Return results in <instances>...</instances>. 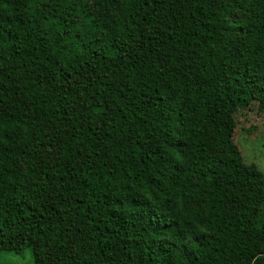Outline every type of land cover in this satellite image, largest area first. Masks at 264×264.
<instances>
[{
    "label": "trees",
    "instance_id": "16d2710c",
    "mask_svg": "<svg viewBox=\"0 0 264 264\" xmlns=\"http://www.w3.org/2000/svg\"><path fill=\"white\" fill-rule=\"evenodd\" d=\"M252 100L264 0H0V253L264 264V173L232 139Z\"/></svg>",
    "mask_w": 264,
    "mask_h": 264
},
{
    "label": "rangeland",
    "instance_id": "374dc122",
    "mask_svg": "<svg viewBox=\"0 0 264 264\" xmlns=\"http://www.w3.org/2000/svg\"><path fill=\"white\" fill-rule=\"evenodd\" d=\"M85 121L96 123L100 117H95L90 112H83ZM235 129L232 139L247 165H254L264 173V107L257 101H249L234 115ZM58 158L56 148L44 149L41 160L53 165ZM0 264H33L30 251L24 250L21 255L0 253Z\"/></svg>",
    "mask_w": 264,
    "mask_h": 264
}]
</instances>
